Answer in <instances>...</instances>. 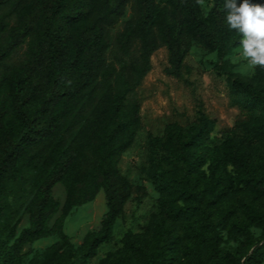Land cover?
Listing matches in <instances>:
<instances>
[{
    "label": "trees",
    "instance_id": "16d2710c",
    "mask_svg": "<svg viewBox=\"0 0 264 264\" xmlns=\"http://www.w3.org/2000/svg\"><path fill=\"white\" fill-rule=\"evenodd\" d=\"M224 2L212 0L205 14L196 0H0V264H88L112 239L127 201L145 193L119 167L142 126L132 94L162 46L164 71L176 78L192 73V44L238 47ZM129 5L132 15L113 33ZM226 75L241 118L213 147L216 119L199 99L195 120L151 138L162 152L150 170L161 204L154 233L128 230L126 250L100 264H263L264 69ZM101 190V225L76 248L65 220ZM24 214L29 223L19 229ZM53 234L59 239L43 255L25 259V244ZM224 235L237 244L225 249Z\"/></svg>",
    "mask_w": 264,
    "mask_h": 264
},
{
    "label": "rangeland",
    "instance_id": "374dc122",
    "mask_svg": "<svg viewBox=\"0 0 264 264\" xmlns=\"http://www.w3.org/2000/svg\"><path fill=\"white\" fill-rule=\"evenodd\" d=\"M211 4L212 0H204L202 10L205 14ZM131 15L132 7L129 5L113 33L122 29L124 21ZM186 60L193 69L190 75L186 78L169 76L164 71L167 65V49L165 46L160 47L152 54L150 71L132 94L140 102L142 126L132 145L123 152L119 167L134 185L142 186L145 193L142 194L143 189L135 192L127 201L123 213L115 222L112 239L100 245L98 254L92 257L88 264H100V259L108 252L125 251L122 237L128 230L147 235L154 233L156 220L160 218L161 204L160 193L155 188L150 170L153 163L160 160L162 152L155 153L150 148L152 137L164 136L170 125L185 127L195 120L199 99L202 100L205 111L216 119V127L211 135L213 147L222 144L227 130L241 118L239 108L233 105L230 99L226 70L231 69L249 78L255 69L253 72L247 66V59L242 55L240 45L227 52H211L194 43ZM53 193L63 203L64 186L56 184ZM240 198L243 196L236 194L234 200ZM106 210V199L102 190L92 201L72 209L65 220L64 231L76 248L81 245L87 231L100 227ZM28 223V214H24L19 229ZM252 231L257 238L260 237V228L252 227ZM58 239V236L53 234L25 244V259L28 260L35 253L43 255ZM236 244V241L228 240L224 235L225 249Z\"/></svg>",
    "mask_w": 264,
    "mask_h": 264
},
{
    "label": "clouds",
    "instance_id": "9594fccd",
    "mask_svg": "<svg viewBox=\"0 0 264 264\" xmlns=\"http://www.w3.org/2000/svg\"><path fill=\"white\" fill-rule=\"evenodd\" d=\"M201 7L204 0H196ZM227 26L241 35L239 41L247 66L264 69V3L252 0H225L223 9Z\"/></svg>",
    "mask_w": 264,
    "mask_h": 264
}]
</instances>
